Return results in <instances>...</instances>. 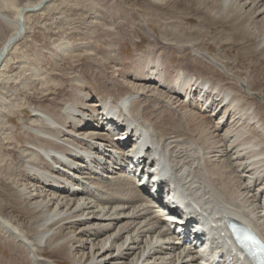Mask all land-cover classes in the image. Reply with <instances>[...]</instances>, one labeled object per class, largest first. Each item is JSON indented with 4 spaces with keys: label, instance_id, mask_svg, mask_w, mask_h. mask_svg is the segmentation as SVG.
Segmentation results:
<instances>
[{
    "label": "bare ground",
    "instance_id": "6f19581e",
    "mask_svg": "<svg viewBox=\"0 0 264 264\" xmlns=\"http://www.w3.org/2000/svg\"><path fill=\"white\" fill-rule=\"evenodd\" d=\"M50 1L12 4L8 13L0 6L7 31L0 80L9 79L7 59L25 33L26 14ZM185 1L207 21L224 16L234 30L250 32L264 54V0ZM179 48L173 65L154 47L131 71L87 75V84L75 80L57 97L27 101L20 179L0 174L18 184L3 186L11 213L20 215L12 220L0 210V229L31 261L62 264V254L68 264H215L221 254L223 264L235 257L229 221L264 239V138L241 140L243 129L228 128L247 118L264 131V101L252 98L257 89L248 79L195 48ZM206 62L228 79L212 75ZM15 90L6 96L14 103ZM197 107L212 110L209 121ZM191 214L198 217L193 226L182 220Z\"/></svg>",
    "mask_w": 264,
    "mask_h": 264
},
{
    "label": "rangeland",
    "instance_id": "374dc122",
    "mask_svg": "<svg viewBox=\"0 0 264 264\" xmlns=\"http://www.w3.org/2000/svg\"><path fill=\"white\" fill-rule=\"evenodd\" d=\"M35 1L0 0L1 11L8 13L5 8L12 4ZM49 3L26 14L25 33L7 59L9 79L0 80L1 175L20 179L17 159L25 154L24 139L31 127L28 100L57 97L62 87L75 80L87 84V75L106 79L114 70L131 71L132 63L142 62V54L154 47L157 48L154 51L162 52L165 61L172 65L179 58L181 46L206 53L233 76L248 79L257 89L252 98L264 101V54L254 50L253 39L248 37L250 32L240 28L234 30L227 17L207 21L199 16L198 8L185 0H52ZM5 34L7 31L0 22V46ZM194 63H198L197 59ZM198 66L195 65V71ZM206 66L212 75L228 79L219 67L209 62ZM13 86L18 97L15 103L6 98ZM197 109L209 121L212 110ZM217 116L212 117L214 121ZM250 123L252 121L244 118L240 123L234 121L228 128L237 132L243 129L241 140L250 134L264 138L263 129H255ZM7 182L12 183L0 177V210L4 208L14 220L20 213L17 210L11 213L10 199L13 198L8 195L7 186H3L9 184ZM12 186L18 184L12 183ZM48 252L43 255L48 256ZM0 253L2 264H39L31 261L22 244L6 236L1 229ZM61 262L68 264L62 254Z\"/></svg>",
    "mask_w": 264,
    "mask_h": 264
},
{
    "label": "snow or ice",
    "instance_id": "6c2138e0",
    "mask_svg": "<svg viewBox=\"0 0 264 264\" xmlns=\"http://www.w3.org/2000/svg\"><path fill=\"white\" fill-rule=\"evenodd\" d=\"M249 239H254V238L249 237Z\"/></svg>",
    "mask_w": 264,
    "mask_h": 264
}]
</instances>
